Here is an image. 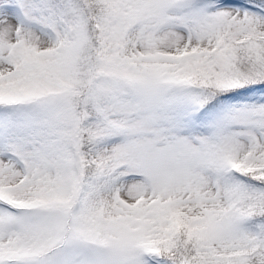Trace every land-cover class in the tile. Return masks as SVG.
I'll list each match as a JSON object with an SVG mask.
<instances>
[{
	"label": "snow or ice",
	"instance_id": "6c2138e0",
	"mask_svg": "<svg viewBox=\"0 0 264 264\" xmlns=\"http://www.w3.org/2000/svg\"><path fill=\"white\" fill-rule=\"evenodd\" d=\"M0 264H264V0H0Z\"/></svg>",
	"mask_w": 264,
	"mask_h": 264
}]
</instances>
